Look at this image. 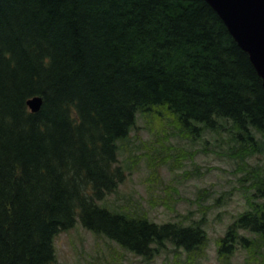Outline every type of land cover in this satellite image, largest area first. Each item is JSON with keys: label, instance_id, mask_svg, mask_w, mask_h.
Instances as JSON below:
<instances>
[{"label": "trees", "instance_id": "trees-1", "mask_svg": "<svg viewBox=\"0 0 264 264\" xmlns=\"http://www.w3.org/2000/svg\"><path fill=\"white\" fill-rule=\"evenodd\" d=\"M154 108L193 136L229 121L263 151L262 80L206 1L0 0V264H61L53 239L77 222L146 261L204 246L199 224L98 204L126 178L118 143ZM238 230L264 237L263 206L239 215L221 254Z\"/></svg>", "mask_w": 264, "mask_h": 264}, {"label": "rangeland", "instance_id": "rangeland-1", "mask_svg": "<svg viewBox=\"0 0 264 264\" xmlns=\"http://www.w3.org/2000/svg\"><path fill=\"white\" fill-rule=\"evenodd\" d=\"M138 114L135 128L118 143L119 164L126 178L115 193L98 202L110 209L142 215L160 225L199 224L207 240L193 253L166 245L151 260L136 256L105 237L95 236L80 223L53 239L61 264H264V237L238 230L229 254L219 240L239 215L264 198L255 187V173L264 172L262 152L249 153L237 141L229 121L219 130L193 136L182 130L165 109ZM258 141L264 137L253 132ZM257 171V172H255ZM254 172V173H253ZM257 193V194H256Z\"/></svg>", "mask_w": 264, "mask_h": 264}, {"label": "water", "instance_id": "water-1", "mask_svg": "<svg viewBox=\"0 0 264 264\" xmlns=\"http://www.w3.org/2000/svg\"><path fill=\"white\" fill-rule=\"evenodd\" d=\"M218 14L228 32L249 59L264 88V0H204ZM32 113L42 106L40 97L27 102Z\"/></svg>", "mask_w": 264, "mask_h": 264}]
</instances>
